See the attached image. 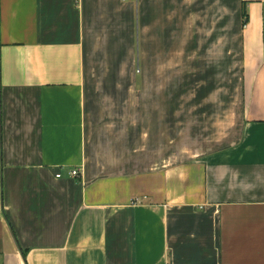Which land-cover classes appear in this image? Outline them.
<instances>
[{
    "label": "crops",
    "instance_id": "0c3cea01",
    "mask_svg": "<svg viewBox=\"0 0 264 264\" xmlns=\"http://www.w3.org/2000/svg\"><path fill=\"white\" fill-rule=\"evenodd\" d=\"M137 63L231 146L148 162ZM0 264H264V0H0Z\"/></svg>",
    "mask_w": 264,
    "mask_h": 264
},
{
    "label": "rangeland",
    "instance_id": "374dc122",
    "mask_svg": "<svg viewBox=\"0 0 264 264\" xmlns=\"http://www.w3.org/2000/svg\"><path fill=\"white\" fill-rule=\"evenodd\" d=\"M137 68V74L134 73V76L131 78L134 79L137 85V90L141 92V101L138 102V104L140 107L139 110H141V112H144L143 114L145 115V127L147 126L146 124L149 125L148 127H146L145 139V145L147 147L148 154V162L155 161V156H157V154L155 155L154 152L156 148L158 150L159 144L161 143L163 146L164 157L168 159L172 157L174 159L172 161L173 163L168 161L164 164L165 166L188 165V163H191L193 159L209 154L210 152L225 149L231 146V144L227 143V141L226 143H222L223 141H221L219 144L211 143L212 140L222 138L224 135L227 134V128H218L216 124L217 120H221V114H208V124H206V120L204 121V123H201L203 119H200L198 115H193L192 118H188V115L183 114L181 113V111L178 110V107L182 106L184 103V100L181 97L182 94L180 90L176 89L177 85L179 84H175L174 86H171L169 88L170 94L174 93V91L176 92L174 93L173 99L171 98L169 100L168 98H162L161 96H159V98H156L154 97V95H156L155 93H150L151 82H149L148 80V67L144 64L141 65L137 63ZM139 73L142 74L139 75ZM119 83H121L122 88L121 91L118 90V93H116V95L123 96L127 92V86L126 83H123L122 81ZM173 87L174 89L172 90ZM104 91L110 96L115 95V91L112 88H106ZM136 99H138V95H136ZM119 103L121 102H114L108 104L107 107L108 109H110L111 107L117 108L120 105ZM134 103L135 102H133V104ZM169 108L173 112L177 111L178 115L176 114V117L171 115V112H169ZM226 114L228 113H224L225 117ZM235 116L237 117V114ZM202 126L204 128H202ZM167 128L171 131L169 132ZM175 128H177V130ZM160 135L161 139L159 140ZM139 136L141 137V135L139 134H134L130 136V142L133 143L134 138L135 142H138ZM232 136L233 138H236V134H233ZM231 138L232 137L227 135L225 139ZM111 143H113V140ZM151 153H153L154 156H152ZM135 161L136 160H133L132 162Z\"/></svg>",
    "mask_w": 264,
    "mask_h": 264
},
{
    "label": "built area",
    "instance_id": "2783aa9c",
    "mask_svg": "<svg viewBox=\"0 0 264 264\" xmlns=\"http://www.w3.org/2000/svg\"><path fill=\"white\" fill-rule=\"evenodd\" d=\"M121 2H124V1H126V0H120ZM79 176V172L77 171V170H72L71 172H70V177L71 178H77ZM60 176L59 175H56V178H59Z\"/></svg>",
    "mask_w": 264,
    "mask_h": 264
},
{
    "label": "trees",
    "instance_id": "16d2710c",
    "mask_svg": "<svg viewBox=\"0 0 264 264\" xmlns=\"http://www.w3.org/2000/svg\"><path fill=\"white\" fill-rule=\"evenodd\" d=\"M242 14H243V15L245 14V12H244V7H243V10H242Z\"/></svg>",
    "mask_w": 264,
    "mask_h": 264
}]
</instances>
